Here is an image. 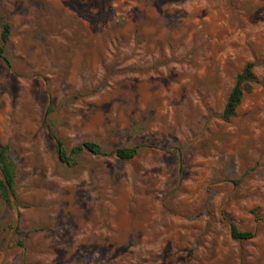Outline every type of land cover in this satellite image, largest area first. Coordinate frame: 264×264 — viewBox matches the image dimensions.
<instances>
[{"label": "rangeland", "instance_id": "1", "mask_svg": "<svg viewBox=\"0 0 264 264\" xmlns=\"http://www.w3.org/2000/svg\"><path fill=\"white\" fill-rule=\"evenodd\" d=\"M0 16L17 204L0 190V264H264V0H0ZM51 132L103 152L68 164Z\"/></svg>", "mask_w": 264, "mask_h": 264}, {"label": "trees", "instance_id": "2", "mask_svg": "<svg viewBox=\"0 0 264 264\" xmlns=\"http://www.w3.org/2000/svg\"><path fill=\"white\" fill-rule=\"evenodd\" d=\"M1 17V16H0ZM1 41H0V57L8 62L6 57V47L11 38V24L2 20L1 22ZM255 64L249 61L245 64L241 72L237 75L235 84L233 85L223 109V119L229 121L237 114V109L240 106L245 92L252 88V84L258 81V77L254 72ZM50 111V110H49ZM51 130V128H50ZM52 131V130H51ZM49 137L55 141L56 150L61 161L67 162L68 164L74 165L76 163L75 157L80 154L83 149L91 151L96 154L103 152L102 146L93 141H85L83 144L74 147L71 150V156L67 154L63 142L58 139L53 132L49 134ZM138 154L137 147L134 146H123L117 149L116 155L121 160H129ZM0 170L6 176L11 187H14L16 178V165L9 155V146L4 145L0 142ZM0 190L3 197L7 202H10V196L6 185L0 178ZM231 234L235 239H250L254 236L251 231H240L235 225L231 226Z\"/></svg>", "mask_w": 264, "mask_h": 264}, {"label": "water", "instance_id": "3", "mask_svg": "<svg viewBox=\"0 0 264 264\" xmlns=\"http://www.w3.org/2000/svg\"><path fill=\"white\" fill-rule=\"evenodd\" d=\"M0 178L1 180L4 182V184L6 185V188L8 190V193H9V196L12 198V203L13 205L16 207V201H15V196H14V193H13V190H12V187L11 185L9 184L6 176L3 174V172L0 170ZM18 224V222H17Z\"/></svg>", "mask_w": 264, "mask_h": 264}]
</instances>
